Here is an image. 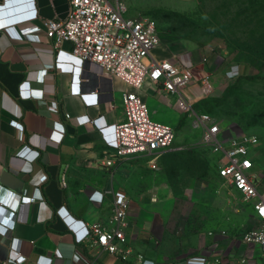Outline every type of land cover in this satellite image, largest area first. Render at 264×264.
Returning <instances> with one entry per match:
<instances>
[{
	"label": "crops",
	"instance_id": "obj_1",
	"mask_svg": "<svg viewBox=\"0 0 264 264\" xmlns=\"http://www.w3.org/2000/svg\"><path fill=\"white\" fill-rule=\"evenodd\" d=\"M68 5L69 0H0V264L15 241L25 258L6 264H76L75 254L90 264H124L115 255H98V247L85 236L88 223L114 226L113 199L120 192L129 199L128 242L154 264H188L190 256L260 264V247L243 240L258 222L249 202L248 216L238 214L211 227L203 223V209L201 219L192 222L178 218L174 207H146L131 181L142 165L151 169L147 157H118L113 148L114 125L123 119L121 93L132 88L75 57L70 42L55 47L45 36L42 19L64 18ZM31 25L27 32L38 34L40 41L22 31ZM153 50L156 59L182 55L171 50L156 57ZM188 56L197 59L194 51ZM30 90L42 91L43 98ZM194 91L195 85L183 90L192 99ZM137 92L154 116L169 119L155 110L175 100L161 83L146 81ZM50 101H56V110L48 109ZM12 120L22 124L21 131ZM54 122L62 124L63 132ZM109 158L113 161L107 165ZM43 174L46 179L40 182ZM23 195L34 199L22 202Z\"/></svg>",
	"mask_w": 264,
	"mask_h": 264
},
{
	"label": "built area",
	"instance_id": "obj_2",
	"mask_svg": "<svg viewBox=\"0 0 264 264\" xmlns=\"http://www.w3.org/2000/svg\"><path fill=\"white\" fill-rule=\"evenodd\" d=\"M45 36L54 46L63 41L71 43V53L82 62L98 65L106 75L116 77L132 89L121 93L123 119L114 125L113 148L115 156L130 157L143 154L151 169L158 168L160 157L173 148L175 129L168 123L152 120L148 106L137 90L146 81L161 83L162 90L175 97V105L180 112L192 117L194 127L201 133L202 142L211 151L219 155L217 174L243 200L249 202L257 219V225L243 234V240L257 244L262 252L264 264V173L258 166L256 153L260 139L253 133H240L225 136L217 120L205 111L194 107L197 99L208 96L213 91L208 73L196 76L192 73L194 63L188 53L177 58L156 59L152 49L160 43V28L150 17L130 16L122 0H69L68 12L64 18L42 19ZM33 25L24 27V34L40 41V36L28 33ZM26 31V32H25ZM91 78L95 75H90ZM97 77V75H96ZM197 83V86H196ZM195 85L196 100L186 95L183 90ZM30 95L43 98L42 91L30 90ZM48 109L56 110V101H50ZM19 131L22 124L16 120L10 122ZM53 127L63 132L64 127L54 122ZM181 149V147H177ZM112 159L104 163L110 165ZM46 175L40 176L43 182ZM62 184H65L62 180ZM34 197L23 195L22 202H29ZM155 200V197L151 198ZM9 203V202H8ZM14 207L17 204L13 205ZM129 199L125 193H117L113 199L108 227L101 222L86 225L85 236L91 238L100 253H109L119 257L124 264H154L153 260L140 252H135L129 244L124 231L127 226ZM7 258L19 263L24 256L19 253L17 241ZM132 255L134 259L131 258ZM76 264H90L79 254L73 257ZM188 264H221L219 258L207 259L204 256H190Z\"/></svg>",
	"mask_w": 264,
	"mask_h": 264
},
{
	"label": "rangeland",
	"instance_id": "obj_3",
	"mask_svg": "<svg viewBox=\"0 0 264 264\" xmlns=\"http://www.w3.org/2000/svg\"><path fill=\"white\" fill-rule=\"evenodd\" d=\"M122 1L128 15L158 24L161 40L154 56L195 52L192 73H208L213 91L201 99L194 95V107L214 117L225 136L256 134L258 166L264 173V0ZM147 106L152 120L175 129L173 148L181 149L166 152L156 170L137 169L138 179L136 174L131 184L146 207H174L178 218L192 222L201 219L203 209V223L210 227L238 214L248 216L250 204L218 176L219 155L202 142L192 117L180 112L173 99L155 106L168 120ZM192 229L196 227L187 230Z\"/></svg>",
	"mask_w": 264,
	"mask_h": 264
}]
</instances>
